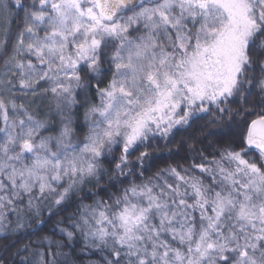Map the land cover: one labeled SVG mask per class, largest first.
I'll use <instances>...</instances> for the list:
<instances>
[{
    "label": "snow or ice",
    "instance_id": "1",
    "mask_svg": "<svg viewBox=\"0 0 264 264\" xmlns=\"http://www.w3.org/2000/svg\"><path fill=\"white\" fill-rule=\"evenodd\" d=\"M0 234V264H264V0H0Z\"/></svg>",
    "mask_w": 264,
    "mask_h": 264
},
{
    "label": "trees",
    "instance_id": "2",
    "mask_svg": "<svg viewBox=\"0 0 264 264\" xmlns=\"http://www.w3.org/2000/svg\"><path fill=\"white\" fill-rule=\"evenodd\" d=\"M195 130H196V126L194 125L192 129L188 130L187 133H185V132L177 133L176 138H175L176 142L178 143L181 139L187 140L189 138V136H192V135L195 134ZM161 144L163 145V142H161ZM172 147L174 148L175 145H172ZM157 155L167 156V149H164L162 153H157ZM181 155H184L183 151L181 152ZM178 159H179V157L174 156V157H172L171 160H168L167 163H172V162H174L175 160H178ZM157 163L159 164L160 167L164 166V161H157ZM152 171H155V168L150 169L149 172L146 173V175H150ZM0 236H2V234H0ZM4 243H5V241L3 239H0V245H2ZM0 255H4L2 250H0Z\"/></svg>",
    "mask_w": 264,
    "mask_h": 264
}]
</instances>
